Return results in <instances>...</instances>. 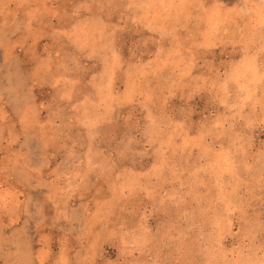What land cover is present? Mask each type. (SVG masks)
I'll return each mask as SVG.
<instances>
[{
	"label": "rangeland",
	"instance_id": "rangeland-1",
	"mask_svg": "<svg viewBox=\"0 0 264 264\" xmlns=\"http://www.w3.org/2000/svg\"><path fill=\"white\" fill-rule=\"evenodd\" d=\"M0 264H264V0H0Z\"/></svg>",
	"mask_w": 264,
	"mask_h": 264
},
{
	"label": "bare ground",
	"instance_id": "bare-ground-1",
	"mask_svg": "<svg viewBox=\"0 0 264 264\" xmlns=\"http://www.w3.org/2000/svg\"><path fill=\"white\" fill-rule=\"evenodd\" d=\"M216 20V19H215ZM250 58V57H249ZM233 75L235 77V79L237 78H243V81L245 82V84H243V86L247 85L250 86V85H254L255 83V79L257 77V70L255 68V66L248 62V61H244V63H240L238 68L235 69L233 72ZM231 79V77H230ZM239 81V80H238ZM242 81V80H241ZM247 88V86H246ZM246 91V90H245ZM249 92V91H248ZM248 94V93H247ZM247 97V96H246ZM249 100V99H248ZM250 101V100H249ZM242 108V107H241ZM215 160V158H214ZM216 162H218V157L217 159L214 161L215 165H216ZM227 224V223H226ZM255 261V260H254Z\"/></svg>",
	"mask_w": 264,
	"mask_h": 264
}]
</instances>
